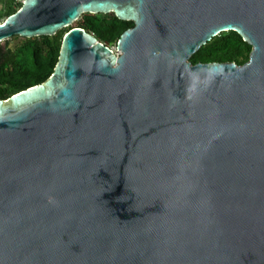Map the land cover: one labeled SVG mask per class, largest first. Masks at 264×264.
Instances as JSON below:
<instances>
[{"label": "water", "instance_id": "obj_1", "mask_svg": "<svg viewBox=\"0 0 264 264\" xmlns=\"http://www.w3.org/2000/svg\"><path fill=\"white\" fill-rule=\"evenodd\" d=\"M108 13L118 55L71 27ZM64 29L0 99V264H264V0H22L0 45ZM227 31L246 63L189 61Z\"/></svg>", "mask_w": 264, "mask_h": 264}, {"label": "trees", "instance_id": "obj_2", "mask_svg": "<svg viewBox=\"0 0 264 264\" xmlns=\"http://www.w3.org/2000/svg\"><path fill=\"white\" fill-rule=\"evenodd\" d=\"M20 4L15 0H0V22L14 13ZM78 27L92 34L98 41L111 47L123 31L133 24L117 19L112 13L83 14L75 21ZM67 29L53 36L31 39L13 36L0 45V99L44 82L57 62L61 38ZM251 46L234 31L220 33L201 46L189 59L196 63H234L248 61Z\"/></svg>", "mask_w": 264, "mask_h": 264}, {"label": "built area", "instance_id": "obj_3", "mask_svg": "<svg viewBox=\"0 0 264 264\" xmlns=\"http://www.w3.org/2000/svg\"><path fill=\"white\" fill-rule=\"evenodd\" d=\"M22 0H15V4H21ZM113 49V48H112ZM115 51V50H114Z\"/></svg>", "mask_w": 264, "mask_h": 264}, {"label": "rangeland", "instance_id": "obj_4", "mask_svg": "<svg viewBox=\"0 0 264 264\" xmlns=\"http://www.w3.org/2000/svg\"><path fill=\"white\" fill-rule=\"evenodd\" d=\"M74 26V24H72L71 25V27H73ZM113 48V49H112ZM111 49L114 51L115 49H114V46H111ZM116 51H114V53H115Z\"/></svg>", "mask_w": 264, "mask_h": 264}, {"label": "bare ground", "instance_id": "obj_5", "mask_svg": "<svg viewBox=\"0 0 264 264\" xmlns=\"http://www.w3.org/2000/svg\"><path fill=\"white\" fill-rule=\"evenodd\" d=\"M116 55H118L119 53L118 52H115Z\"/></svg>", "mask_w": 264, "mask_h": 264}]
</instances>
